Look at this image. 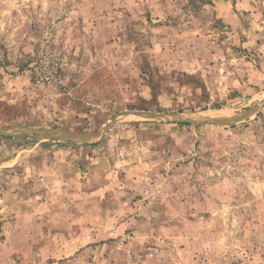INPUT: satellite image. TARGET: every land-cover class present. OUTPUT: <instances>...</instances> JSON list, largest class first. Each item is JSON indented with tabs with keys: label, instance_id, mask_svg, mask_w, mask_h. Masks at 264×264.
<instances>
[{
	"label": "rangeland",
	"instance_id": "rangeland-1",
	"mask_svg": "<svg viewBox=\"0 0 264 264\" xmlns=\"http://www.w3.org/2000/svg\"><path fill=\"white\" fill-rule=\"evenodd\" d=\"M0 264H264V0H0Z\"/></svg>",
	"mask_w": 264,
	"mask_h": 264
},
{
	"label": "water",
	"instance_id": "water-1",
	"mask_svg": "<svg viewBox=\"0 0 264 264\" xmlns=\"http://www.w3.org/2000/svg\"><path fill=\"white\" fill-rule=\"evenodd\" d=\"M138 114H142V115H145V116H154V114L153 113H151V112H137ZM179 119H180V121L181 122H183V123H190V122H195V121H191V120H188V119H186V117H179ZM218 121H220V120H218ZM206 122H211V121H206ZM195 123H200V122H195ZM18 133V134H31L32 132L30 131V130H25V129H15L14 131H12V133ZM47 135H49L50 137L51 136H53V134L52 133H50V132H48L47 133ZM70 136H72V134L71 133H69V132H66V133H61L60 135H59V137H64V138H69ZM76 137H80L81 138V140H84V139H88V138H90L91 137V135H83V136H79V135H75ZM85 136V137H84Z\"/></svg>",
	"mask_w": 264,
	"mask_h": 264
},
{
	"label": "bare ground",
	"instance_id": "bare-ground-1",
	"mask_svg": "<svg viewBox=\"0 0 264 264\" xmlns=\"http://www.w3.org/2000/svg\"><path fill=\"white\" fill-rule=\"evenodd\" d=\"M223 118H224V116L222 115V113L220 114V112H218V113H215V112H204V113L194 114L190 118H187V119L191 120V121H195V122H206V121L223 120Z\"/></svg>",
	"mask_w": 264,
	"mask_h": 264
},
{
	"label": "trees",
	"instance_id": "trees-1",
	"mask_svg": "<svg viewBox=\"0 0 264 264\" xmlns=\"http://www.w3.org/2000/svg\"><path fill=\"white\" fill-rule=\"evenodd\" d=\"M185 124H187V123H180V125H185Z\"/></svg>",
	"mask_w": 264,
	"mask_h": 264
}]
</instances>
